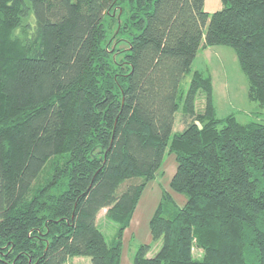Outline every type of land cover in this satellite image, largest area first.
Listing matches in <instances>:
<instances>
[{
    "label": "trees",
    "instance_id": "16d2710c",
    "mask_svg": "<svg viewBox=\"0 0 264 264\" xmlns=\"http://www.w3.org/2000/svg\"><path fill=\"white\" fill-rule=\"evenodd\" d=\"M221 4L0 0V264H120L166 152L186 201L163 193L154 253L141 245L132 264H264V123L219 118L198 70L181 86L200 49L227 46L264 110V0Z\"/></svg>",
    "mask_w": 264,
    "mask_h": 264
},
{
    "label": "rangeland",
    "instance_id": "374dc122",
    "mask_svg": "<svg viewBox=\"0 0 264 264\" xmlns=\"http://www.w3.org/2000/svg\"><path fill=\"white\" fill-rule=\"evenodd\" d=\"M221 9V0H204L203 10L210 15ZM195 70L211 78L212 97L216 115L219 118L233 114L243 124L248 122L264 123V110H261L257 103L251 102L247 97V79L239 68L233 49L227 46H211L200 49L192 62L191 73L181 83L183 91H186L191 74ZM198 97L195 102L196 111H200L203 105V96L200 94ZM181 117L182 111L179 108L174 117L173 134L183 129L184 124ZM175 167L174 155L166 152L155 179L146 185L130 225L124 232L120 264H132L133 256L141 245L152 246L148 257L153 255L157 244L153 243L151 239L149 220L154 214L163 193L170 196L171 201L174 203L171 207L184 205L186 196L172 192L169 189V182L174 174ZM104 215L105 211L99 213L97 225L105 240L109 242L116 233L117 224L107 220ZM67 264H90V259L88 257H74Z\"/></svg>",
    "mask_w": 264,
    "mask_h": 264
},
{
    "label": "crops",
    "instance_id": "0c3cea01",
    "mask_svg": "<svg viewBox=\"0 0 264 264\" xmlns=\"http://www.w3.org/2000/svg\"><path fill=\"white\" fill-rule=\"evenodd\" d=\"M174 172H175V171H174ZM154 179H155V178H154ZM154 179H153V180H154ZM161 194H162V193H161ZM162 195H163V194H162ZM162 195H161V200H162ZM161 200L159 201V203H158L157 207H158V206H159V204L161 203ZM184 203H185V202H184ZM182 206H183V205H182ZM182 206H180V207H182ZM157 207H156V209H157ZM180 207H179V208H180ZM156 209H155V210H156ZM134 212H135V211H134ZM133 214H134V213H133ZM70 263H71V262H70Z\"/></svg>",
    "mask_w": 264,
    "mask_h": 264
}]
</instances>
